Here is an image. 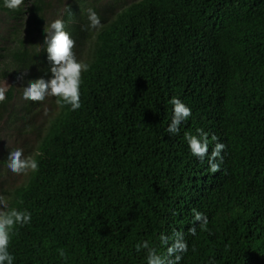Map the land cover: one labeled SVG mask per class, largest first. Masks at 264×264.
<instances>
[{"label":"trees","instance_id":"trees-1","mask_svg":"<svg viewBox=\"0 0 264 264\" xmlns=\"http://www.w3.org/2000/svg\"><path fill=\"white\" fill-rule=\"evenodd\" d=\"M56 18L89 65L76 110L22 97L27 80L52 75L43 27ZM5 79L0 139L51 113L31 154L38 170L7 192L8 208L31 213L14 226L13 264H146L135 245L166 256L177 233L188 245L178 264H264V0H0ZM172 97L191 115L169 135ZM197 129L209 154L213 135L225 144L214 172L184 138Z\"/></svg>","mask_w":264,"mask_h":264},{"label":"clouds","instance_id":"clouds-1","mask_svg":"<svg viewBox=\"0 0 264 264\" xmlns=\"http://www.w3.org/2000/svg\"><path fill=\"white\" fill-rule=\"evenodd\" d=\"M23 0H2L4 7L17 9ZM88 27L92 28L100 23L98 14L93 9L87 11ZM44 43L47 52V60L50 62L49 71L52 75L45 79L38 77L27 80L23 86L22 97L30 101H41L45 96L58 97V103L62 102L69 106L71 110L80 107V85L82 83L81 73L87 71L89 65L76 59L73 52L74 40L66 30L65 22L62 18H56L49 22L47 28L43 27ZM7 88L0 85V102L5 100ZM172 115L167 124V133L174 135L180 131V125L191 115V108L179 97H172ZM198 134L185 133L184 138L188 144L190 152L203 159L208 155V164L211 171H216L219 164L216 159L222 160L221 151L225 144L220 142L213 135L212 139L217 142L208 153L209 140L208 134L197 129ZM31 150V154L33 152ZM6 165L13 173H23L26 170L36 172L39 167L38 160L32 155H23V149L16 147L7 152ZM194 221L199 223L201 229L206 228L208 217L202 211L192 209ZM31 219V213L27 209L18 210L15 207L8 208L0 201V264H13L15 256L9 250L10 240L15 225L27 224ZM194 232L195 228H190ZM165 243L167 238L162 237ZM137 251L141 248L147 249L146 264H178L181 253L187 251V242L181 233H177L172 243L167 247V255H161L155 248H150L148 241H141L135 245ZM59 255L64 256L63 249L59 250Z\"/></svg>","mask_w":264,"mask_h":264},{"label":"rangeland","instance_id":"rangeland-1","mask_svg":"<svg viewBox=\"0 0 264 264\" xmlns=\"http://www.w3.org/2000/svg\"><path fill=\"white\" fill-rule=\"evenodd\" d=\"M8 82H10V79L1 80L0 85L6 87ZM46 109L48 108H42L39 113H34L28 116L27 119L29 123H27V125L22 129V135H20L18 139H16V136L12 135V132L5 130L4 135H2L0 139V152H5V149L10 151L13 148L20 147L23 149L24 153L28 147L34 148L37 141L36 139L45 125V118L51 114L50 111L48 112ZM33 121L37 124V131L36 128L31 130V126L33 124L31 122ZM26 152H29V155H31V150ZM1 169L2 166H0V201H3V204L5 205L7 192L11 191L16 185L23 182L26 178V173H13L9 170L1 172Z\"/></svg>","mask_w":264,"mask_h":264}]
</instances>
